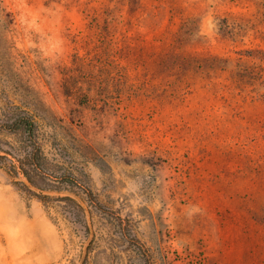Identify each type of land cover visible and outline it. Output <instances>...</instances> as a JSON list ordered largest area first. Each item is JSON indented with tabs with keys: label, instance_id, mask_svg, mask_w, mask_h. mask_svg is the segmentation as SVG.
Here are the masks:
<instances>
[{
	"label": "rangeland",
	"instance_id": "1",
	"mask_svg": "<svg viewBox=\"0 0 264 264\" xmlns=\"http://www.w3.org/2000/svg\"><path fill=\"white\" fill-rule=\"evenodd\" d=\"M0 264H264V0H0Z\"/></svg>",
	"mask_w": 264,
	"mask_h": 264
},
{
	"label": "trees",
	"instance_id": "2",
	"mask_svg": "<svg viewBox=\"0 0 264 264\" xmlns=\"http://www.w3.org/2000/svg\"><path fill=\"white\" fill-rule=\"evenodd\" d=\"M37 151H40V149H38L37 148ZM32 164L33 165H35V166H37V164L36 163H33L32 162ZM4 166H6L7 168H8V170H10V171H12L13 170V168H15L16 169V165L13 163V160H11L10 161V163H5V165ZM24 167H22V169H23ZM24 170V174H25V176L27 177V179H28V181L29 182H31V183H34V181L32 180V178L30 177V175L27 173V171H25V169H23ZM52 188H55V189H58V188H60L58 185H54V186H52ZM40 196H42V199L44 200V202H49V200H53V199H62V200H73L71 197H69V196H58V197H53V196H51V195H47V194H42V195H40Z\"/></svg>",
	"mask_w": 264,
	"mask_h": 264
}]
</instances>
